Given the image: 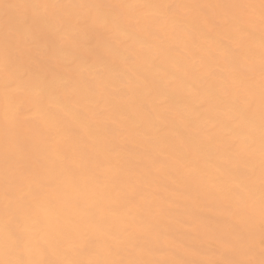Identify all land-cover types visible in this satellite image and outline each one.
Segmentation results:
<instances>
[{"label":"snow or ice","instance_id":"1","mask_svg":"<svg viewBox=\"0 0 264 264\" xmlns=\"http://www.w3.org/2000/svg\"><path fill=\"white\" fill-rule=\"evenodd\" d=\"M0 264H264V0H0Z\"/></svg>","mask_w":264,"mask_h":264},{"label":"bare ground","instance_id":"2","mask_svg":"<svg viewBox=\"0 0 264 264\" xmlns=\"http://www.w3.org/2000/svg\"><path fill=\"white\" fill-rule=\"evenodd\" d=\"M66 2H78V0H66ZM166 2H177V0H166ZM199 2H216V0H199Z\"/></svg>","mask_w":264,"mask_h":264}]
</instances>
